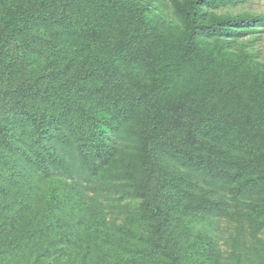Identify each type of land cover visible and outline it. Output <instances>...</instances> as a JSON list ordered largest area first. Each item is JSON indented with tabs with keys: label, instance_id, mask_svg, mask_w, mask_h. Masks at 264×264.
<instances>
[{
	"label": "trees",
	"instance_id": "obj_1",
	"mask_svg": "<svg viewBox=\"0 0 264 264\" xmlns=\"http://www.w3.org/2000/svg\"><path fill=\"white\" fill-rule=\"evenodd\" d=\"M245 1L0 0V264H264Z\"/></svg>",
	"mask_w": 264,
	"mask_h": 264
},
{
	"label": "rangeland",
	"instance_id": "obj_2",
	"mask_svg": "<svg viewBox=\"0 0 264 264\" xmlns=\"http://www.w3.org/2000/svg\"><path fill=\"white\" fill-rule=\"evenodd\" d=\"M243 10L264 13V0H247L236 6L234 11ZM256 48L261 51L262 57L264 58V31L261 33L260 38L256 43Z\"/></svg>",
	"mask_w": 264,
	"mask_h": 264
}]
</instances>
